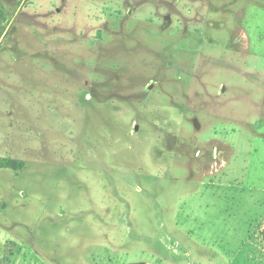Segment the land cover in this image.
I'll return each mask as SVG.
<instances>
[{
	"label": "rangeland",
	"instance_id": "1",
	"mask_svg": "<svg viewBox=\"0 0 264 264\" xmlns=\"http://www.w3.org/2000/svg\"><path fill=\"white\" fill-rule=\"evenodd\" d=\"M0 159L1 263L264 264V0H0Z\"/></svg>",
	"mask_w": 264,
	"mask_h": 264
},
{
	"label": "trees",
	"instance_id": "2",
	"mask_svg": "<svg viewBox=\"0 0 264 264\" xmlns=\"http://www.w3.org/2000/svg\"><path fill=\"white\" fill-rule=\"evenodd\" d=\"M24 168V162L22 161H18V160H12V159H0V170L1 169H11V170H15V171H20ZM8 254L12 255L13 252L10 251L8 252ZM10 257H6L5 262H3L4 264L6 262L9 261ZM0 262V264H3Z\"/></svg>",
	"mask_w": 264,
	"mask_h": 264
}]
</instances>
